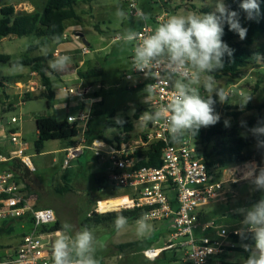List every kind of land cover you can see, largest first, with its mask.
I'll list each match as a JSON object with an SVG mask.
<instances>
[{"label":"rangeland","instance_id":"1","mask_svg":"<svg viewBox=\"0 0 264 264\" xmlns=\"http://www.w3.org/2000/svg\"><path fill=\"white\" fill-rule=\"evenodd\" d=\"M45 3L46 0H4L0 2V8L14 4L18 12L23 13L34 5L35 10L42 11ZM137 4L139 9L149 15L147 22L154 28L159 17L167 20L173 14L208 13L214 10L213 6L207 5L206 0H137ZM117 8L126 12V18L120 19L115 15ZM84 9L86 10L84 14L87 12L89 14L83 16L82 22L76 23V25L80 28L78 33L83 35L79 44L84 46V41L88 42L89 53L83 54L80 50L77 56L79 59L86 60L84 66L86 70L97 66L104 69V75L95 79L92 83L96 87L101 86L100 95L104 101L99 106L104 112L97 117V122L100 123L94 124L93 127L101 129L99 132L102 135L113 140L118 133L122 132L121 126L114 123V117L120 115L124 120L129 119L133 121L134 130L127 142L129 144L128 150L139 149L143 145L141 135L146 125L136 116L139 117L144 112H138L140 108H148L152 96L148 102H143L148 95L144 91L147 85L138 86L142 78L136 75L132 68V46L125 45L118 37L127 29L136 31L142 21L129 15L123 0H90L89 6H84ZM39 41L36 33L23 37L9 36L2 38L0 39V55H8L12 60H19L44 54L49 48L38 46L36 49H31L32 46L38 45ZM253 48L260 50V52L264 49V36L255 40ZM251 62L252 64L243 70L240 79L218 77L212 74L215 77L216 86L223 89L226 104L244 105L248 97H252L248 103L252 102L256 107L264 103V59L252 60ZM10 69L11 66L8 63L0 61V79L8 80L11 87L8 91V98L3 93L2 87H0V122L4 124V119H9V124L6 125L9 130V139H11V131H20L25 140L31 142L32 150L25 153V155L34 154L30 158V162L33 163L35 168L34 176L41 184L33 185L34 188L26 192L30 196H36V199H33L34 202H31L35 209L52 208L61 224L67 221L74 225L76 229L82 228V220L95 210L100 213L122 210L123 207H116L112 210L100 207L102 203L126 197L127 195L123 196L122 194L131 192L132 189L116 188L112 186L109 179L104 185L96 182V178L108 175V170L112 166L94 158L92 156L93 152L83 158L71 161V164L66 167H64L65 153L63 151L54 152L65 147L62 140L45 142L43 153L37 154L35 148L38 137L36 136V115H40L37 111L49 112L52 117L60 122L66 120L67 111L70 115L78 118L80 111L83 108L87 110L89 106L88 103H83V95L76 93L65 98H59L53 102L52 108H49L45 98L26 99L18 95L12 81L21 71L12 73ZM24 70L30 71L28 67H23L22 71ZM48 74L51 78L55 77L52 72L48 71ZM127 74H133V79L127 80L125 77ZM88 83L86 80H80V82H68V85L78 90V88L84 87ZM64 86L58 80L53 79L52 87L56 93ZM201 94L206 95L203 88H201ZM227 98L230 99L229 102ZM55 104H58L59 108L53 112L52 109ZM258 115L259 111L254 109L245 113L242 118L247 119ZM12 117L17 118L19 123H11ZM93 118L96 120V117ZM106 121L110 125H107L109 127H105ZM21 142H23L22 139ZM198 146L200 151L204 150L205 145L198 143ZM211 147L212 145H209V148ZM54 159H56L55 163L53 162ZM255 164L259 166L257 162ZM245 165H229L225 168L216 165L217 167L211 170L213 182L225 181L228 193L226 198L222 197L212 201L201 211L203 223L216 222L217 228L208 233L210 238H217L221 228H225L228 232L238 229L242 216L235 210L241 207H250L261 198H264V192L254 190L247 180L241 178L246 170ZM262 167H264V164ZM100 174L102 175L99 176ZM67 189L69 191H65ZM60 190H64V192H60ZM38 192L42 193L38 194ZM149 222L152 224V230L144 236L137 234L136 221L128 222L127 226L119 231L109 227L92 229L98 240L96 258L100 264H184L185 254L189 248L181 245L177 240H173L172 243L169 242L173 233L172 225L165 221ZM11 224L16 228L12 235L0 232V245L4 247L2 251L4 260L15 255L19 240L32 229L29 221H12ZM6 227L4 221L0 220V229ZM198 231H196L197 234H199ZM57 236L58 232L49 233L45 243L49 246L53 245L52 243L57 239ZM148 237H151L150 239L153 241L150 248L167 249L166 253L170 260L165 259L164 255H160L161 251L160 256L150 259L145 255L147 249L143 251L134 249L125 253H121L117 249L119 244L139 241ZM226 254L228 256L227 260L234 263L244 264L246 259V255L240 251L230 250ZM173 256L176 257V260L172 258ZM219 260L213 259L211 262L217 263Z\"/></svg>","mask_w":264,"mask_h":264},{"label":"clouds","instance_id":"2","mask_svg":"<svg viewBox=\"0 0 264 264\" xmlns=\"http://www.w3.org/2000/svg\"><path fill=\"white\" fill-rule=\"evenodd\" d=\"M214 10L208 13L188 12L173 14L165 22L159 23L153 31L141 37L133 29H127L118 38L125 45L132 46V68L141 72L145 78L159 79L162 73L171 83L172 91L166 103L155 107L153 111H144L138 119L147 125L149 122L163 121L175 140L189 133L196 136L201 128L214 126L220 121V115L215 111L217 99L226 102L223 89L216 86L212 73L224 66V58L232 57L234 49L222 39L225 26L229 31L238 34L241 40L246 38L247 28L241 25L240 11L245 18L253 20L260 14L259 0H239L240 11L232 10L225 0H206ZM115 15L126 18V12L117 8ZM136 17L148 21L149 15L141 9H136ZM139 41V42H137ZM258 60L264 55L256 54ZM72 58L69 55H57L48 62V67L54 72L66 73ZM19 61L12 64L10 71H22ZM203 88L206 95L201 94ZM148 95L144 103L155 94V88L147 85L144 89ZM252 97H248L246 104ZM114 123L123 126L126 121L117 115ZM243 124V122H242ZM229 121L225 120V126ZM116 129V128H114ZM255 138L257 148H264V124L258 123L248 129ZM242 179L247 180L256 191L264 192V167L255 162L245 165ZM242 219L237 235L241 240H251L242 247L248 253L244 264H264V198L250 207L235 210ZM150 214H143L136 221L137 234L144 236L152 230L149 222ZM116 230H123L128 224V218L117 215ZM98 240L93 230L88 226L76 229L65 221L58 230L57 239L52 245L53 264H100L96 258Z\"/></svg>","mask_w":264,"mask_h":264},{"label":"built area","instance_id":"3","mask_svg":"<svg viewBox=\"0 0 264 264\" xmlns=\"http://www.w3.org/2000/svg\"><path fill=\"white\" fill-rule=\"evenodd\" d=\"M123 1L129 15L136 17L137 0ZM159 20L162 22L161 19ZM153 29L152 25L143 21L137 32L143 37L150 34ZM74 37L77 40L81 38L79 34ZM67 38L68 33L65 32L62 39ZM82 52L88 54V47L84 45ZM135 74L142 78L139 85H151L155 88V94L150 98V105L146 111H153L155 107L167 102L172 86L162 73L159 74V79L155 80L145 78L141 72H135ZM125 77L127 80H132L133 74H127ZM0 87H2L1 83ZM59 91L69 95L79 93L83 95L84 102L88 100L91 105V110L81 112L78 118L68 117L70 123H78L83 138L77 145L64 150V167L68 166L71 160L82 156L87 149L93 150L97 158L112 162L114 169L108 174L112 186L132 189V194L126 196L129 203L117 207H123V209L149 207L147 212L150 214L149 221L158 222L173 218V233L169 242L182 240V245L189 248L184 264H209L229 249L235 248L236 245L232 239L239 236L236 234L237 229L228 232L225 228H221L217 238L196 235L198 230L206 233L217 228L214 221L205 223L201 221V211L212 201L226 198L228 191L225 181L213 182L202 151L192 137L185 135L171 143L174 139L163 121L149 122L143 132L146 140L143 141L142 146L163 142L165 147L161 155L162 166L137 168L136 165L140 161V158L134 156L137 149L128 150L127 142H122L120 146H113L100 139L94 140L91 144L85 141L84 133L91 119L92 107L100 101L95 94L100 93L101 86H84L78 90L64 86ZM18 121L17 118L11 119L14 124ZM10 136L11 142L18 147L9 153L0 154V164L21 159L31 171H35L32 163L24 156V148L20 147V134L12 131ZM230 192L233 193L231 190ZM33 199H36V196L27 194L26 189L17 182L14 172L0 171V220L12 222L25 218L32 221V229L22 237L15 255L0 264H53L52 245L45 243L49 233L43 232L42 228L57 221L56 213L51 208L35 209L31 203L34 202ZM174 201L178 205L177 210L173 208ZM157 250L147 249L146 257L155 259L159 255L152 257V252ZM160 251L162 250L159 249V253Z\"/></svg>","mask_w":264,"mask_h":264},{"label":"trees","instance_id":"4","mask_svg":"<svg viewBox=\"0 0 264 264\" xmlns=\"http://www.w3.org/2000/svg\"><path fill=\"white\" fill-rule=\"evenodd\" d=\"M2 1L4 0H0V2ZM82 2H86V0H46L42 11L35 10L30 13L23 12L21 14L16 13L14 4L4 6L0 8V39L9 36L23 37L36 33L40 41L38 45L32 46L31 49H36L38 46L46 47L53 42L62 40L63 35L69 27V23L76 24L82 22L83 18L79 13V7ZM225 3L232 10L240 11L239 0H225ZM259 3L260 14L253 20L246 19L245 13L240 11L241 25L248 30L245 39L241 40L238 34L229 31L228 27L225 26L224 36L222 39L229 45L230 48L234 49V53L232 57L226 56L224 58L225 64L223 68L212 74H215L218 77L223 76L231 79H240L243 70L252 64L251 61L257 60L256 54L259 53L264 55V49L260 52V50H255L253 48L255 40L264 36V0H259ZM50 60H52L51 54L26 57L19 60H12L8 55H0V61L8 63L11 67L13 63L19 61L23 67H28L32 72H35L40 76L43 82L44 90L38 94L34 92H27L24 97L26 99L45 98L47 100L48 107L52 108L55 100V91L51 87V77L47 74V71L53 72V70L47 68V64ZM103 75L104 69L100 66L94 68L92 67L87 70H78L79 78L91 83ZM95 97H101L100 93H96ZM227 101L229 102L230 99L227 98ZM103 102L102 98L101 101L96 102L92 107L91 119L87 124V130L85 132L87 138L86 141L88 144H91L94 140L100 139L109 145L120 146L122 142H128L130 139L131 133L134 130L133 121L125 119L126 123H124L121 127L123 133H118L113 140L105 137L99 132L101 129L93 127L94 124L96 125L100 123L97 122V117L104 113L99 107L103 104ZM214 107L215 111L220 115V121L218 123L207 129L201 128L196 136L186 133L180 138H183L185 135H189L193 138L197 145L198 143L205 145L202 155L210 172L213 168L217 167L216 165H220L221 168H225L229 165H245L250 162H257L259 166L262 167L264 164V148H257L256 140L248 132V129L256 126L258 123L264 124V103L257 107L254 106L252 102L244 105H232L230 103L221 104L217 99V103ZM254 109L259 111L258 116H251L247 119L242 118L245 113ZM146 110L147 108L142 107L138 110V112ZM93 117H96V120H94ZM136 117L138 118V116ZM225 120L229 121L228 126H225ZM107 125L109 124L106 121L105 127ZM36 126L38 131V137L35 142L37 154H41L43 152L45 142L50 140H62L65 143V149L79 143L77 139L80 134L78 123H70L68 120L60 122L52 116H38L36 119ZM141 136L143 141H145L146 138L143 133ZM175 141L176 140H171V143ZM209 145H212V147L209 148ZM164 147L165 144L163 142H159L153 143L149 146H142L137 149L134 156L140 158V161L137 163L136 167H161V155ZM108 179V175H104L100 178H96V182L100 184L103 183L104 185ZM65 191H69V189ZM60 192H64V190H60ZM129 193L130 192H126L122 195H128ZM173 208L175 210L178 209V205L175 201L173 202ZM148 211L149 207L122 209L119 211L105 213H100L95 210L82 220L81 226H88L91 230L99 227H109L116 230L114 221L117 215H123L128 218V222H131L137 221ZM15 221H29V223L32 224L31 219L22 218ZM169 222L172 224L173 218H171ZM4 224L5 227L6 225L7 227L5 229H0V232L12 235L16 231L15 226L11 224L10 221H4ZM61 226V222L57 220L51 225L44 226L42 231L45 233L58 232ZM200 234L201 233H196V235L201 236ZM204 235L208 236V233L206 232ZM150 238L151 237L144 238L139 241L122 243L117 245V249L121 253L134 249H140V251H143L145 249H149L153 245V241ZM232 241L237 246L234 249H229V251H240L245 254L247 258L248 253L244 251L242 244L251 243V240L249 239L247 241H243L240 236H236L233 237ZM3 249L4 247L0 245V262L4 261V256L2 254ZM166 251L168 250H162L160 255H164L165 259H169ZM226 253L216 258L220 259L219 262L212 263L210 261L209 264H239L227 260L228 256ZM172 258H175L176 260L175 256ZM171 261L173 262V260Z\"/></svg>","mask_w":264,"mask_h":264},{"label":"crops","instance_id":"5","mask_svg":"<svg viewBox=\"0 0 264 264\" xmlns=\"http://www.w3.org/2000/svg\"><path fill=\"white\" fill-rule=\"evenodd\" d=\"M89 2H90V0H86V2H82L81 6L79 7V13L82 15V17L85 16V15L88 16V14H89L88 12L86 14H84L85 11H86L84 9V6L85 7L89 6ZM15 8H16V5H15ZM33 11H35V6L34 5H32L27 12L30 13V12H33ZM16 13L21 14V13L18 12L17 9H16ZM159 19H161L162 22L166 21V19L164 20L163 17H159L157 19V25L159 23H162V22H160ZM142 24H143V21H142ZM142 24L136 29V31L139 30V28L142 26ZM68 26L69 27H68V29L66 31L68 33V38L67 39H62V40H59L57 42H53V43L47 45L46 47L49 48V49L44 53V54H51L52 55V59H54V57L57 56V55H69L72 58L71 64L69 66V70L66 73H60V72H54V71L52 72L55 75V77L51 78V83L53 84V79H56V80L59 81V83L64 84L65 87H69L68 82H80L81 79L78 76V70H86V69H84V66L86 65V60L79 59L78 56H77V54L80 53V50L82 51L83 47H84L81 44H79V42H80V40H81L83 35L78 33V32H80V28L76 24L69 23ZM76 34H79L81 36V38L79 40L75 39L74 35H76ZM87 46H89V45H87ZM44 54H41V55H44ZM131 62H132V57H131ZM47 68H49L48 64H47ZM49 72H51V71H49ZM0 82L2 83L3 93L8 98V91L11 89L10 82L8 80H5V79H0ZM12 82H14V84H15V89L17 90L16 93L18 95H20V96H23V97H24L25 93H27V92H34V93L38 94V93H40V92H42L44 90L43 82H42L40 76L37 73L32 72L31 70L29 72H27L25 70L21 71L20 73H18L16 75V77L13 79ZM91 84L92 83L89 82L88 85H86V86H90ZM138 86H140V85H138ZM69 88H71V87H69ZM52 89H53V87H52ZM58 93H61V94H58ZM58 93L55 92V100L54 101H57L59 98H65L67 96H70L69 94H67L64 91H59ZM101 99H102V97L98 98V100H100V101H101ZM83 103H88L89 106H88L87 110H85L83 108L80 111L79 115L81 114V112H89L91 110V105H90L88 100H86V102H83ZM57 108H59V105L55 104L54 108L52 109V111L53 112L56 111ZM37 112L40 113V115H36V119H37L38 116H52L49 112H46V113H43L42 111H37ZM67 113L68 114H67L66 120H68L69 116H72V115L69 114V111H67ZM72 117H74V116H72ZM12 118H15V117H12ZM18 123H19V121H18ZM7 124H9V119H7V118L4 119V124H2V122H0V154L9 153V152L15 150L18 147L16 144H13L11 142V140L9 139V135H8L9 130L6 127ZM18 133L20 134L21 139L23 140V142H21V144H20V147L24 148L25 153L30 152L32 150L31 142L25 140V137L22 134V132L18 131ZM79 133L80 134H79L78 142H81V140L83 138V135H82L83 133H81L80 130H79ZM85 134L86 133H84V138H85V141H86L87 138H86ZM36 136H38V131L37 130H36ZM86 143H87V141H86ZM64 150H65V147L63 149H59V150H56L54 152L63 151V153H64ZM92 152H93V150L87 149L82 156H80L78 158H75V159H73L71 161L83 158L86 155H90V153H92ZM24 156L30 161V158H32L34 156V154L30 153V154H27V155H24ZM92 156L94 158H96L97 160H99L100 162L111 164L112 167H111V169L108 170V173L114 169V166H113L112 162H110L109 160H102V159L97 158L94 155V152H93ZM71 161H70V164H71ZM107 161H109V162H107ZM53 162L55 163L56 159H54ZM32 165H33V163H32ZM0 171L1 172H6V171L14 172L15 175H16L17 182L20 184V186L22 188L26 189V191L31 190L32 188H34L33 185H36V184H39V183L41 184V182L38 181L37 178L34 176V172L35 171H31L29 169V167L26 166L21 159H14V160H11L8 163L0 164ZM101 175L102 174H100L99 176H101ZM39 193H42V192H38V194ZM130 194H132V193L130 192L128 195H130ZM165 222H167L169 225L171 224L169 222V220H166ZM171 225L173 227V222H172ZM209 232L210 231H208L207 233H209ZM198 233H201L200 234L201 236L204 235V233H202L201 231H198ZM197 236L201 237L199 235H197ZM21 239L19 240V245L21 243ZM178 243H180L182 245V240L178 241ZM185 256H186V254H185Z\"/></svg>","mask_w":264,"mask_h":264},{"label":"bare ground","instance_id":"6","mask_svg":"<svg viewBox=\"0 0 264 264\" xmlns=\"http://www.w3.org/2000/svg\"><path fill=\"white\" fill-rule=\"evenodd\" d=\"M127 203H129L128 198H126V197H121V198H116V199L110 200V201H108L107 203H102V204H100V207H101L102 209H104V208H110V209L112 210V209L116 208L117 206H123V205H125V204H127ZM103 211H104V210H103ZM105 211H106V210H105ZM152 253H153V254H152V257H156V256L159 255V250L154 251V252H152Z\"/></svg>","mask_w":264,"mask_h":264},{"label":"water","instance_id":"7","mask_svg":"<svg viewBox=\"0 0 264 264\" xmlns=\"http://www.w3.org/2000/svg\"><path fill=\"white\" fill-rule=\"evenodd\" d=\"M85 42V41H84ZM85 45L87 46V45H89L87 42H85Z\"/></svg>","mask_w":264,"mask_h":264}]
</instances>
